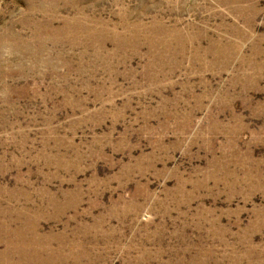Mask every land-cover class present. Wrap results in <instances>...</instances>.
Returning a JSON list of instances; mask_svg holds the SVG:
<instances>
[{
	"label": "rangeland",
	"instance_id": "rangeland-1",
	"mask_svg": "<svg viewBox=\"0 0 264 264\" xmlns=\"http://www.w3.org/2000/svg\"><path fill=\"white\" fill-rule=\"evenodd\" d=\"M0 264H264V0H0Z\"/></svg>",
	"mask_w": 264,
	"mask_h": 264
}]
</instances>
